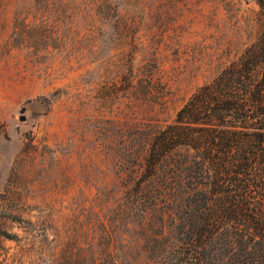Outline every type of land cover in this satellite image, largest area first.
<instances>
[{"label":"rangeland","instance_id":"1","mask_svg":"<svg viewBox=\"0 0 264 264\" xmlns=\"http://www.w3.org/2000/svg\"><path fill=\"white\" fill-rule=\"evenodd\" d=\"M259 28L257 0H0V264H156L127 160Z\"/></svg>","mask_w":264,"mask_h":264},{"label":"trees","instance_id":"2","mask_svg":"<svg viewBox=\"0 0 264 264\" xmlns=\"http://www.w3.org/2000/svg\"><path fill=\"white\" fill-rule=\"evenodd\" d=\"M239 57L141 132L121 210L156 264H264V0Z\"/></svg>","mask_w":264,"mask_h":264},{"label":"water","instance_id":"3","mask_svg":"<svg viewBox=\"0 0 264 264\" xmlns=\"http://www.w3.org/2000/svg\"><path fill=\"white\" fill-rule=\"evenodd\" d=\"M24 111H25V108H21L20 113H23ZM20 119L23 120L24 119V116L23 115L20 116Z\"/></svg>","mask_w":264,"mask_h":264}]
</instances>
